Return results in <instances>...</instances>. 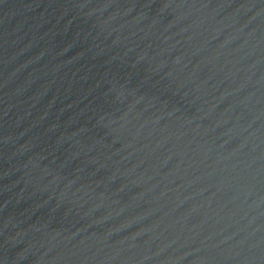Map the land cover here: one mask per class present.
Instances as JSON below:
<instances>
[{
	"label": "water",
	"instance_id": "water-1",
	"mask_svg": "<svg viewBox=\"0 0 264 264\" xmlns=\"http://www.w3.org/2000/svg\"><path fill=\"white\" fill-rule=\"evenodd\" d=\"M0 264H264V0H0Z\"/></svg>",
	"mask_w": 264,
	"mask_h": 264
}]
</instances>
